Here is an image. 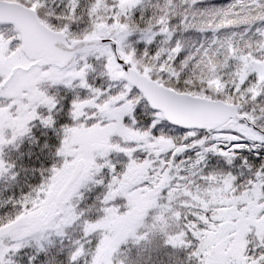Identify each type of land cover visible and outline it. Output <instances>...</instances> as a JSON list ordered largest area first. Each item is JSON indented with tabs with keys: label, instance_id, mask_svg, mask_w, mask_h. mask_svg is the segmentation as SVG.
<instances>
[{
	"label": "snow or ice",
	"instance_id": "snow-or-ice-1",
	"mask_svg": "<svg viewBox=\"0 0 264 264\" xmlns=\"http://www.w3.org/2000/svg\"><path fill=\"white\" fill-rule=\"evenodd\" d=\"M202 3L0 0V176L36 173L5 159L22 145L53 161L0 219V264H124L122 245L155 235L188 251L177 264H264V163L203 174L210 153L264 147V0ZM189 31L212 38L185 55ZM162 121L183 135L154 134Z\"/></svg>",
	"mask_w": 264,
	"mask_h": 264
},
{
	"label": "trees",
	"instance_id": "trees-1",
	"mask_svg": "<svg viewBox=\"0 0 264 264\" xmlns=\"http://www.w3.org/2000/svg\"><path fill=\"white\" fill-rule=\"evenodd\" d=\"M233 0H203L200 5L202 8L215 7L223 8L231 4ZM54 7V6H53ZM212 38V33H198L195 31H189L187 33L178 34V39H181L184 44V54H188L190 51H194L196 47H199L201 43L205 40ZM62 97L63 100H68L66 95H58ZM61 123L70 124L71 121L68 117H62ZM164 127L166 132L163 130L160 132H154V134L159 135L161 133L177 136L183 135L182 132H178L175 128L168 126L164 121L161 122L160 128ZM172 129V131H169ZM34 134L37 133V129H34ZM58 145L59 140H55ZM251 151L247 149L238 151L235 155V159L232 165H228L227 162L215 154L210 153L208 157L209 166L204 168V175H207L213 171H223L225 173L231 172L233 175L239 176L242 172L247 173V168H241L240 165L243 164L245 160L249 161L250 166L253 168L259 167L260 163H264V147L251 146ZM199 149H193L189 153L183 154L179 159L188 160L195 157L196 151ZM34 152L33 149L21 146L20 151L16 150H6L5 159L9 163H14L16 165V171L20 172L22 167L36 168V173H24L20 172L17 176L16 181H10L6 176H0V219L11 215L15 212V207L11 201H18L22 195L27 194L31 187L37 185L41 182V177L39 175V169L50 168L53 161L47 156L41 155L39 152H34V154L29 157V152ZM140 159L144 158L143 153L136 154ZM36 157H39L37 159ZM107 177V171L105 172ZM104 189L102 187H96L92 191L85 194V200L81 202L82 208L94 207L92 211L88 213V218L95 220L101 213H99V199H102ZM151 223V214L147 221ZM75 235V234H74ZM151 243L135 245L131 241L127 245L121 246V252L117 253L115 260L124 261V264H177L180 260H185L188 254L187 250H172L168 247H162L163 238L159 235H155L150 238ZM59 245L57 248L59 249ZM34 249H29L33 251ZM63 255L64 253H59ZM14 264H20V258H14Z\"/></svg>",
	"mask_w": 264,
	"mask_h": 264
},
{
	"label": "rangeland",
	"instance_id": "rangeland-1",
	"mask_svg": "<svg viewBox=\"0 0 264 264\" xmlns=\"http://www.w3.org/2000/svg\"><path fill=\"white\" fill-rule=\"evenodd\" d=\"M11 28L9 27H0V32H7L8 30H10ZM41 88L42 89H46L48 91V93L50 95H66L67 99L68 97L70 96H73V93L68 90V89H65L63 88V86H54V87H50L47 83L45 84H42L41 85ZM85 93L83 90L80 91V95L83 96ZM70 103V101H69ZM163 130L164 133L166 132V129L164 127L160 128V131ZM113 142H119V138L118 137H114L113 138ZM110 159L117 164V168L118 170H122V167L123 165H126L127 162H128V159L126 156H124L123 154H116V153H113L110 155ZM107 170H105L106 172ZM122 203V201H121Z\"/></svg>",
	"mask_w": 264,
	"mask_h": 264
},
{
	"label": "water",
	"instance_id": "water-1",
	"mask_svg": "<svg viewBox=\"0 0 264 264\" xmlns=\"http://www.w3.org/2000/svg\"><path fill=\"white\" fill-rule=\"evenodd\" d=\"M0 26H10V27H13V26L10 25V24H4V25H0ZM164 123H166L167 125H169V126L175 128V126L170 125L167 121H164Z\"/></svg>",
	"mask_w": 264,
	"mask_h": 264
}]
</instances>
